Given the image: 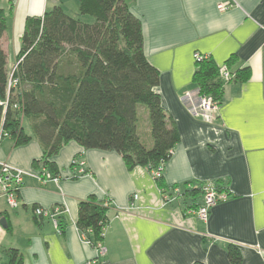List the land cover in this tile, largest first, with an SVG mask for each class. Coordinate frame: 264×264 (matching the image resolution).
Wrapping results in <instances>:
<instances>
[{
	"label": "crops",
	"instance_id": "crops-1",
	"mask_svg": "<svg viewBox=\"0 0 264 264\" xmlns=\"http://www.w3.org/2000/svg\"><path fill=\"white\" fill-rule=\"evenodd\" d=\"M8 1L12 10L0 40L8 71L16 64L26 18L54 6L79 18L78 0H3V8ZM127 1L141 22L143 53L159 73L155 92L179 135L161 170L166 194L148 167L127 169L117 153L83 150L73 141L51 158L57 181L43 183L31 166L41 158L38 142L31 138L14 146L5 137L0 162L23 175L15 208L0 190V264H9L10 250L18 251L21 264L95 259L94 246L85 242L89 234L76 226L78 203L89 197L111 203L102 264H230L229 246L238 249L240 264H264V0ZM218 3L229 8L220 12ZM194 53L210 57L218 67L231 59V70L247 66L250 71L246 82L224 85L210 121L191 114L186 102L196 91ZM73 158L83 162V173L76 174ZM207 182L228 189L230 196L201 221L185 209L200 203V195L184 192ZM132 195L137 200L129 208ZM55 206L62 209L58 230L48 217L33 215L35 207Z\"/></svg>",
	"mask_w": 264,
	"mask_h": 264
},
{
	"label": "trees",
	"instance_id": "trees-1",
	"mask_svg": "<svg viewBox=\"0 0 264 264\" xmlns=\"http://www.w3.org/2000/svg\"><path fill=\"white\" fill-rule=\"evenodd\" d=\"M2 1L0 40L12 10L10 1L7 9ZM78 16H89L93 22H82L59 6L26 18L11 72L0 42V141L8 137L14 146H22L34 138L41 158L31 166L53 177L58 169L51 158L70 141L83 150L115 152L127 169L162 170L179 135L155 92L159 73L143 53L140 20L127 0H78ZM230 60L224 64L227 82L210 57L195 61L192 79L198 95H209L219 105L226 83L249 79V68L231 70ZM23 120L31 135L24 131ZM155 181L165 195L162 176ZM204 184L184 194L202 198ZM213 185L230 196L228 189ZM108 203L94 197L78 203L76 226L89 234L92 245L102 241ZM200 203L185 209H197ZM9 253V264H21L18 251ZM227 258L230 264L241 263L234 246L227 248Z\"/></svg>",
	"mask_w": 264,
	"mask_h": 264
},
{
	"label": "built area",
	"instance_id": "built-area-1",
	"mask_svg": "<svg viewBox=\"0 0 264 264\" xmlns=\"http://www.w3.org/2000/svg\"><path fill=\"white\" fill-rule=\"evenodd\" d=\"M217 10L220 12L226 11L229 8V4L218 3ZM205 55H201L199 53L193 54V59L195 61H200ZM219 73L224 82L229 80L228 70L225 65L219 67ZM186 102L188 105L189 112L193 115L200 116L206 121H210L212 119L213 112L216 111L218 104L213 100V98L209 95H198L197 91L194 93H189L186 97ZM71 166L76 168V174H81L84 172L83 162L78 160L77 158L71 159ZM22 170L13 167L7 163L0 162V190L5 197L6 203L10 208H15L17 206V191L19 190L22 182ZM161 175V167L153 169L152 176L153 178H157ZM39 180L41 182H46L48 180L57 181V177H53L50 172L46 170H42L39 174ZM203 195L201 198V203L197 209L191 210L190 213L195 215L201 221L206 220L209 210L216 203L220 201H224L229 197V194L225 192H217L214 189V185L212 182H207L204 184ZM177 192V191H176ZM164 196V195H163ZM137 200V195H132L129 208L134 207V203ZM163 200H167L166 197H163ZM111 203H108L110 205ZM62 212L60 207H51L49 209H43L40 207H35L33 209V215L35 217L45 216L48 217L52 225L55 229H59L57 217ZM83 234V233H82ZM85 242L89 245H92L90 240L85 239ZM95 251L97 253V257L87 264H102L101 258L105 254V248L102 244V241H98L93 243Z\"/></svg>",
	"mask_w": 264,
	"mask_h": 264
},
{
	"label": "rangeland",
	"instance_id": "rangeland-1",
	"mask_svg": "<svg viewBox=\"0 0 264 264\" xmlns=\"http://www.w3.org/2000/svg\"><path fill=\"white\" fill-rule=\"evenodd\" d=\"M73 6V5H72ZM69 7V6H68ZM70 8V7H69ZM79 18L82 17L83 19H81L82 22H85V23H92L93 22V18L89 17V16H78ZM9 71L11 72L12 71V67H10ZM27 128V125L24 124Z\"/></svg>",
	"mask_w": 264,
	"mask_h": 264
},
{
	"label": "water",
	"instance_id": "water-1",
	"mask_svg": "<svg viewBox=\"0 0 264 264\" xmlns=\"http://www.w3.org/2000/svg\"><path fill=\"white\" fill-rule=\"evenodd\" d=\"M3 221H4V220H3V219H1V220H0V223H3Z\"/></svg>",
	"mask_w": 264,
	"mask_h": 264
}]
</instances>
